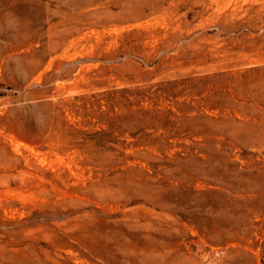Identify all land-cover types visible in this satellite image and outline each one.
Listing matches in <instances>:
<instances>
[{
	"label": "rangeland",
	"instance_id": "374dc122",
	"mask_svg": "<svg viewBox=\"0 0 264 264\" xmlns=\"http://www.w3.org/2000/svg\"><path fill=\"white\" fill-rule=\"evenodd\" d=\"M0 264H264V0H0Z\"/></svg>",
	"mask_w": 264,
	"mask_h": 264
},
{
	"label": "clouds",
	"instance_id": "9594fccd",
	"mask_svg": "<svg viewBox=\"0 0 264 264\" xmlns=\"http://www.w3.org/2000/svg\"><path fill=\"white\" fill-rule=\"evenodd\" d=\"M2 27L10 33H19L24 27V22L15 13H5Z\"/></svg>",
	"mask_w": 264,
	"mask_h": 264
}]
</instances>
